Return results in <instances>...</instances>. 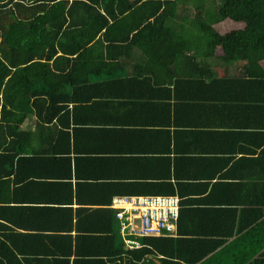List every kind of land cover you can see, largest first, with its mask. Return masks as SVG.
<instances>
[{"label":"crops","instance_id":"obj_1","mask_svg":"<svg viewBox=\"0 0 264 264\" xmlns=\"http://www.w3.org/2000/svg\"><path fill=\"white\" fill-rule=\"evenodd\" d=\"M190 37L174 63L159 68L138 46L110 51L117 60L101 74L86 72L91 63L60 61L57 106L32 107L18 135L12 121L0 127V233L18 260L74 261L79 245L92 249L90 229L120 231L116 197L178 195L205 209L208 221L227 205L222 225L229 229L235 216H225L234 210L238 224L254 216L244 210L254 208L250 200L264 201V86L253 83L264 60L253 76L246 60L221 58L215 36L205 55L201 39ZM216 180L224 184L214 190ZM187 246L180 255L192 254ZM233 248L226 255L241 250ZM224 249L201 264H220ZM162 257L145 259L160 264Z\"/></svg>","mask_w":264,"mask_h":264},{"label":"trees","instance_id":"obj_2","mask_svg":"<svg viewBox=\"0 0 264 264\" xmlns=\"http://www.w3.org/2000/svg\"><path fill=\"white\" fill-rule=\"evenodd\" d=\"M189 1L0 0V127L12 121L13 125L9 126L15 134L32 107L48 113L57 106L54 97L60 94L58 85L62 79L59 82L60 73L54 74L53 67L60 61L91 63L86 72L101 74L111 61L117 60L114 59L117 54L110 51L119 46L130 50L138 46L148 61L159 65L156 68L164 67L183 53L181 46L192 39L190 36L195 37L194 43L201 39V54L205 55L209 48L213 52L212 38L220 36L214 25L227 18L244 22V34L224 43L221 58L226 62L246 60L247 70L256 76L255 70L264 60V0H200L192 10L186 5ZM180 5L186 7L181 9ZM176 29L181 32L177 33ZM260 69V79H254L253 83L264 86V71ZM55 75L59 80H55ZM223 184L216 180L214 190ZM167 192L173 194L175 189ZM187 202L182 200L179 236L143 237L142 247L128 249L124 248V241L117 244L116 234H109L113 229L104 234L90 229L85 234L94 238L90 242L92 249L89 245H79L74 261L60 259L45 263L18 260L9 244L12 240L0 233V264H157L145 259L150 254L163 255L160 264H201L221 248L225 249L218 256L220 264H264V210L261 209L264 201H249L255 205L244 210V217L249 213L254 216L247 222L238 224L241 220L237 219L236 210L235 215L227 214L226 218L235 216L230 229L222 225L226 221L223 211L232 210L227 205H218L219 214L209 216L213 221H208L201 217V210L205 209L193 205L190 208ZM235 223L242 227L235 228ZM231 238L234 241L229 243ZM184 243H189L188 250L193 251L188 257L179 252ZM236 243L241 250L226 255ZM177 253L182 261H174Z\"/></svg>","mask_w":264,"mask_h":264},{"label":"built area","instance_id":"obj_3","mask_svg":"<svg viewBox=\"0 0 264 264\" xmlns=\"http://www.w3.org/2000/svg\"><path fill=\"white\" fill-rule=\"evenodd\" d=\"M113 206L128 249L142 247L143 237L177 234L182 208L178 195L116 197Z\"/></svg>","mask_w":264,"mask_h":264},{"label":"rangeland","instance_id":"obj_4","mask_svg":"<svg viewBox=\"0 0 264 264\" xmlns=\"http://www.w3.org/2000/svg\"><path fill=\"white\" fill-rule=\"evenodd\" d=\"M200 0H190L186 5L187 7L192 10L198 7ZM183 5V4H182ZM186 6H181L180 8L183 9ZM180 9V10H181ZM185 12L187 11L186 9L184 10ZM234 21V20H233ZM224 22L225 24H218L220 25V30L223 32L220 36L215 37V44L219 47L222 48L224 43L229 41L230 39H235V38H241L244 34V23L240 22ZM216 24V25H217ZM117 236V242L119 245L123 242L122 236L120 231L116 232Z\"/></svg>","mask_w":264,"mask_h":264}]
</instances>
